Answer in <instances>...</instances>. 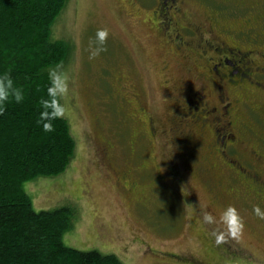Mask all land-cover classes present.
Segmentation results:
<instances>
[{
    "label": "rangeland",
    "instance_id": "374dc122",
    "mask_svg": "<svg viewBox=\"0 0 264 264\" xmlns=\"http://www.w3.org/2000/svg\"><path fill=\"white\" fill-rule=\"evenodd\" d=\"M155 2L66 0L51 38L68 46L58 70L69 78L60 103L74 154L63 172L29 180L24 190L36 211H72L62 240L79 251L114 254L123 264H264V218L253 212V206L264 212V193L221 164L201 130L196 142L202 147L191 163L184 161L187 150L176 147L170 126L179 97L167 84L179 87V61L157 29ZM185 5L191 21L214 30L250 26V34L262 33L254 46L264 45V0H185ZM98 29L108 31L102 45ZM90 44L103 48L92 60ZM248 95L250 103L264 101L261 93ZM141 102L152 116L155 135ZM255 117L260 120L249 113L253 131L241 133L242 151L264 174V112ZM193 142L194 137L186 144ZM163 156L175 161V173L161 166ZM140 158L154 166L156 178L134 163ZM227 205L236 208L244 227L236 236L225 233L217 245L210 233L223 227L204 223L202 213L216 215Z\"/></svg>",
    "mask_w": 264,
    "mask_h": 264
},
{
    "label": "trees",
    "instance_id": "16d2710c",
    "mask_svg": "<svg viewBox=\"0 0 264 264\" xmlns=\"http://www.w3.org/2000/svg\"><path fill=\"white\" fill-rule=\"evenodd\" d=\"M65 2L0 0V72L10 70L25 94L0 113V264H123L114 254L66 246L62 239L72 211L34 210L23 186L63 172L74 154L64 116L52 121V132L37 123L39 101L47 98L48 69L67 58V44L51 38Z\"/></svg>",
    "mask_w": 264,
    "mask_h": 264
},
{
    "label": "flooded vegetation",
    "instance_id": "af4514ba",
    "mask_svg": "<svg viewBox=\"0 0 264 264\" xmlns=\"http://www.w3.org/2000/svg\"><path fill=\"white\" fill-rule=\"evenodd\" d=\"M155 1L153 12L158 19L157 29L172 46L170 52L179 61L175 73L179 87L167 84L171 94L179 97L177 115L170 126L178 143L176 147L187 150L184 161L191 163L202 147V143L196 142V134L201 130L208 141L206 146L221 159L220 163L237 173L245 184L257 186L256 192L264 193V174L256 172L253 159L243 153L241 136L243 131H253L254 123L249 122V113L259 121L255 116L264 112V101L250 103V96H247L248 93L252 97L261 93L264 97V45L254 46L257 40L261 42L262 33L250 34L249 30L253 29L250 26L240 30L220 26L214 30L186 17L185 0ZM140 104V111L147 112L151 133L157 134L147 105ZM163 135H166L164 131ZM193 137L195 142L186 144ZM260 139L264 142V137ZM134 163L140 169H149L147 176L151 180L156 178L154 166H148L150 164L141 158ZM160 163L167 173H175L174 160L163 156Z\"/></svg>",
    "mask_w": 264,
    "mask_h": 264
},
{
    "label": "clouds",
    "instance_id": "9594fccd",
    "mask_svg": "<svg viewBox=\"0 0 264 264\" xmlns=\"http://www.w3.org/2000/svg\"><path fill=\"white\" fill-rule=\"evenodd\" d=\"M108 36L106 29H98L96 31V40L100 45L103 44ZM103 51L102 47H93L89 45V59L92 60L99 56ZM59 65L48 69V84L46 87L47 98H41L39 101V118L37 123L42 125V130L45 132L53 131L52 121L60 118L65 113L64 106L60 103L69 90V78L63 70H58ZM24 91L16 84L10 75V70L0 72V113H3L5 105L11 102L16 104L24 100ZM253 212L264 218V212H261L258 206H253ZM202 221L206 224H218L223 227V230H213L210 233L214 237V242L220 245L224 242L225 233L236 236L244 227L243 220L239 216L236 208L232 205L225 206L218 214L213 215L211 211L205 210L202 213Z\"/></svg>",
    "mask_w": 264,
    "mask_h": 264
}]
</instances>
